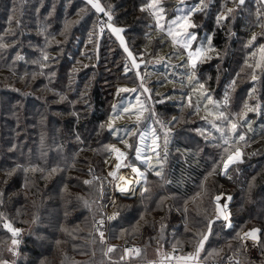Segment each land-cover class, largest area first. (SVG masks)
<instances>
[{
  "label": "trees",
  "instance_id": "1",
  "mask_svg": "<svg viewBox=\"0 0 264 264\" xmlns=\"http://www.w3.org/2000/svg\"><path fill=\"white\" fill-rule=\"evenodd\" d=\"M9 1L0 0V236L5 240L0 258H5L3 252L10 246L7 241L11 238H21L16 264H122L120 261L111 262L106 259L104 242L90 231L94 219L100 213L101 181L104 180L101 179L99 171L104 167L106 158L110 156L111 150L107 148V144H114L115 141L111 142L114 137L107 136L99 127H90L84 120H80L79 124L73 127L72 119L66 115L69 106L67 104L85 103L84 95L88 90L90 97L87 100L91 99V102H94L92 97L101 76L95 67L88 68L91 64L87 65L83 61L85 64L83 66V62L79 60L81 52L76 47L75 39L69 42L67 48L69 54L64 61L58 66L54 63L51 73L45 72L44 80L40 77L35 79L34 69L32 70L31 75L36 80L32 87L34 94L23 92L29 82L25 77L28 75L26 67L29 65L25 63L23 48L7 47L6 29L10 30L7 28L9 25L7 21L11 15ZM143 1L145 0H113L115 3L113 9L122 11L121 14L127 13L134 21L133 17L137 11L143 16L146 15L140 10ZM39 3L40 1L34 4L31 0L28 3L32 10L38 11V16L44 12L46 14L51 8V0H45L41 8ZM261 5L264 7L260 0L250 1L248 7L253 11L250 16L238 13L236 22L229 31L223 29L212 36L208 44L211 52L208 59L203 61L208 67L203 65L205 68L201 67L195 72L197 85L202 83L206 86L201 88L204 93L201 99L209 95L216 101L214 97L217 96L216 92H222L227 88L223 78V82L218 84L219 88L213 91L216 87L215 82L212 78L204 79L205 72L209 71L214 75L215 71H222L225 76L227 72L232 71L236 65L234 59L239 53L236 46L242 48L244 64L248 63L254 69L258 49L264 45V34L261 32L263 23L258 14ZM23 9L24 12L17 15L16 21L19 25L22 23L20 19L28 15L25 8ZM32 15L34 13L31 11L27 18L29 21L26 25L29 27L25 40L27 44L38 42L32 33L37 29L38 21L37 17ZM89 17V25L84 28L86 32H95V25L99 30L98 15L91 13ZM82 25L79 23L71 27V32L77 39ZM58 28L59 26L56 28L54 26L51 32L54 33ZM239 33H243L242 45L237 44L236 38ZM253 34H256V40L249 43ZM56 35L57 33L52 34V37ZM18 37L23 39L25 33H19ZM60 48L59 44H54L49 52L56 53ZM218 48L226 49L225 56L220 55L218 58L219 56L214 55L213 52ZM72 49L74 52L76 49V54ZM28 53L29 50L26 49V55ZM216 65L218 68L215 70ZM75 67L77 72L73 71ZM95 70V79L92 77V81L85 80L84 87L76 88L81 78L90 73L94 74ZM255 71L256 74L259 72ZM262 72L264 69L259 72L260 87L261 84L264 86ZM250 76L252 77L253 73ZM8 82L22 86L19 90L13 85H8ZM249 88L250 86L246 91ZM243 90L244 87L236 94H242ZM179 91L181 93L186 91V95L175 98L182 99L180 101L185 104L189 103L191 98L195 99L191 94L198 92V89L188 85L180 87ZM225 97V101L219 104L220 107H224L222 109L219 107L215 115L219 119V113L223 112L224 121L216 124L223 126L224 123H230L228 125L231 126L232 123L237 125L240 122L241 129L237 130V134L235 131L238 128L232 134L231 127L225 133L219 132L216 127L205 122L207 119L200 116L198 122L193 124V131L213 135L203 141L204 147L202 145L200 153H195L192 149L186 148L184 146L186 144L180 143L181 145L173 147L171 152L165 154L160 176L151 170L147 171L149 181L141 197L124 199L116 196V199L120 198V201L124 200L126 204L124 210L122 208L119 212V217L110 224L108 231L110 244L118 245L125 241L135 243L140 247L139 254L143 256L146 250L159 247L170 252V246L175 241L179 242L175 238L180 235V242L174 247L182 246V251L176 248L173 253L177 250L189 253L200 240L198 233L203 227L207 229L205 233L207 242L200 255L203 264L214 262L213 259L206 258L214 244L215 247L221 246L222 251L227 253L237 247L245 258L242 264H264V163L262 165L257 163L264 160L260 158L264 157V95L261 97L262 117L257 120V117L247 115L237 123L235 119L239 115L238 109L225 112L227 105L231 103V97L228 95ZM61 98H65V102H62ZM238 108L244 110L245 106L240 105ZM200 109L202 108L194 104L190 112H204ZM197 135L200 137L198 133ZM241 135L244 137L243 140H240ZM241 142H249V145L242 147V164L234 163L226 170L227 175L222 174L220 167H215L216 163L219 159L226 158L227 155L224 153L226 150L232 152L233 145ZM90 167H93L94 172L92 179ZM164 173L170 182L166 178L163 180ZM170 194L175 195L174 201L179 204L178 208L176 206L173 208L169 203L165 205L166 201L162 200V197ZM193 195L201 196L199 204L194 202L191 206L185 207L183 202L189 201ZM218 195H227L231 198L229 217L232 226L228 229L223 226L217 213L215 197ZM147 212L154 213L156 217L145 219L142 213ZM175 222L179 224L173 226ZM6 224L12 229L31 227L32 230H27L26 234L19 231L13 236L12 231L5 227ZM184 227L188 230L181 235ZM253 228L260 230L257 233V241L261 251L260 259L257 261L246 257L239 236ZM145 248L147 249L144 250ZM115 249L120 250L117 246ZM130 259L132 261L124 264L144 263V258H134L137 259L135 261L132 257Z\"/></svg>",
  "mask_w": 264,
  "mask_h": 264
},
{
  "label": "rangeland",
  "instance_id": "2",
  "mask_svg": "<svg viewBox=\"0 0 264 264\" xmlns=\"http://www.w3.org/2000/svg\"><path fill=\"white\" fill-rule=\"evenodd\" d=\"M2 1L4 2V0ZM38 1H40L39 8H41L45 3V0H31L34 4ZM227 1L228 0H158V7H149V5L152 4V0H145L140 5V10L146 14V17L141 15L140 11H137L133 17L135 18L134 21L130 19L127 13L121 14L122 11H114L113 4L115 3H113V0H96L101 8L104 9L102 12H97L91 4L87 3V0H51V8L46 14L45 12L42 14L39 12V16L38 11L30 8L28 4L30 0L9 1L10 5L8 8L11 15L9 21H7L9 23L7 28L10 29L9 31L6 29L7 37L5 40L7 42V47L14 46L15 48L19 46L20 49L23 48L25 53L23 54L25 57V63H28L30 66L26 67V74L28 75H25V77L26 79H29V82L27 83V86L25 85L23 92H31L34 94L32 92V87L34 81H36L35 79L40 77L44 80L46 75L45 72H49L50 74L54 63L58 66L60 62L64 61L67 54H69V52H67L69 42H73L75 39L77 41L76 47L81 52L79 60L82 62L85 61L87 65L91 64L88 68L95 67L96 70H98L97 73L99 72V75L101 76L95 89L94 97H92L94 102H91V99L87 100L90 97V90H88L84 95L85 103L77 104L80 109L77 105L67 104L69 106L66 113L68 118L72 119L71 126L74 127L79 124L80 120H84L86 123H89L92 128L99 127L102 131L106 132L107 136L114 137L111 142L115 141V143L110 145L118 148L124 153V156L117 161L116 154L111 151L109 158H106L104 167H101V171H99V174L102 175L101 179L104 181H101L102 193L100 196L101 198L99 199L100 213L97 214L98 217L95 219L109 214V216L112 217L111 224L112 221L119 217L121 209L123 208L124 210V205L126 204L124 200L122 202L120 201V198L116 199V196H120L117 195V193H121L119 192L121 184L119 183L120 180L118 177L121 176L122 171L131 172L133 176L138 177L137 173L133 172V168H136L144 175L142 178L138 177V189L136 194L133 192L128 195L130 197H121L124 199L141 197L144 194L149 181L147 171L151 170L154 174H156V172H160L161 174L163 164L165 163V154L169 151L171 152L175 146L181 145L180 143L183 145L186 144L184 145L186 148L192 149L195 153H200L201 149L204 147V140L208 138V136H213L212 134L204 135L201 131H197L200 135L199 137L197 133H195L196 131H193V124L198 122L197 120H199L200 116L208 120L205 121L207 124H215L219 132H227L229 127H231L228 125L230 123H224L223 126H219L216 123L219 121L223 122L224 120L221 117L217 119L218 116H215L216 112L219 110V104L225 101V96L228 95V97H231V103L229 102V105H227L226 110L224 111L233 112L238 109L239 115L235 119L236 123L247 115L257 117V120L260 118L262 108L261 97L264 95V86L261 84L262 87H260L258 80L261 71L264 69L263 44L258 49L254 69L253 67H250L248 63L244 64L243 61L245 56L242 54V48L236 46L239 53L234 59L236 65L232 71L227 72L224 76L222 71H215V74L212 75L211 72L207 71L208 68L205 70L207 72H205V78H203L206 80L212 78L213 82H215L216 87L213 91L219 88L218 84L223 82V78L224 81H226L227 88L222 92H216L217 96L214 95L216 101L212 99L206 100L209 95H205L204 98L201 99L202 94H204L201 85H204L203 88H206V86L202 83L197 85L195 77L196 69H201V67H204L203 65L208 67L203 61L208 59V55L211 51H206L202 57L197 58L194 68L188 62V51L194 52L198 47L209 49V37L212 38V36H215L223 29L229 31L235 24L238 13L242 12L244 16H250L253 12L248 7L252 0H244L243 4H240L239 0ZM260 1L264 4V0ZM6 2H8V0H6ZM23 8H25L28 15L20 19L22 23L19 25V22L16 21L17 15L24 12ZM160 9L163 11L161 12ZM192 9H195V11L192 12L189 20L194 23L195 27H191L187 30V33L193 34V38L191 39L189 48L186 50L183 47V44H173L172 38L168 35V28L169 25L173 28H177V25L172 24V22L178 16L187 15L188 11ZM230 9L231 11H229ZM31 11L34 13L32 17L36 16L38 21V27L32 33L40 43L31 42V44H27L25 41L28 37V33L26 32L29 31V27L26 26L27 22H29L27 18L31 14ZM105 12L110 13L112 17L111 21H109ZM91 13H95L98 15V18L106 20L105 33H101L96 28V25L95 32H90L91 34L86 32L84 28L89 25V15ZM258 14L261 16V21L264 25V7L262 5L260 6ZM219 16H224L226 18L218 21L217 18ZM158 18L161 25L160 29L156 27ZM130 22H132V24H130ZM79 23H82L83 25L77 39L75 34L71 32V27L74 24ZM109 23H111L113 27L123 30L120 35L125 41V46L128 48V52L124 51V47L121 46L116 34L108 27ZM54 26L55 28L59 26V28L53 33L51 32V29ZM20 30L25 33L23 39L18 37L19 33L22 34ZM261 32L264 34V27H261ZM56 33L57 35L52 37V34ZM187 33L183 34L185 39H187ZM243 39V33H239L236 38L237 44L242 45L244 41ZM54 44H59L61 47L60 50L56 53L49 52L52 50ZM72 44L74 45V43ZM26 49L29 50L27 55ZM30 50H32V52ZM74 50L75 52L73 49L72 52L76 54V49ZM129 52L131 53V56H129ZM213 53H215L214 55H216V57L219 56L218 58H220V55L221 57L225 56L226 49L224 48L223 50H220V48H218ZM45 55L48 57L47 60L44 59ZM133 62H135V67L133 66ZM82 64L83 66L85 65L84 62ZM126 68L127 71L125 70ZM216 68H218L217 65L214 69L216 70ZM33 69L35 79L31 75ZM96 70L94 71V74L90 73L81 78L77 82V86L75 85L76 88L79 86L84 87L85 80L88 82L89 80L92 81V77L95 79L94 75ZM255 70H258L260 73L258 72L256 74ZM73 71L77 72L76 67ZM41 73L43 74L41 75ZM251 73H253L252 77L250 76ZM263 75L264 72H262V76ZM239 76L240 78H238ZM253 77H255V79H253ZM70 79L71 78L69 77L68 81H70ZM73 81L74 80H72V83ZM141 84H143V87H141ZM8 85L13 84L8 82ZM188 85H190V87L194 86L198 89V92L193 93L194 96L191 94V97L195 99L190 97L191 99L189 100V103L183 104L182 101H180L182 99H177L175 96H185L186 91L182 92L184 93V95H182L179 89L182 86L188 87ZM21 86V84L13 85L14 88L19 90ZM246 86H250L247 91ZM125 87L130 91L117 92L118 88ZM243 87L244 90L242 94H236V92ZM145 88L148 89V91H145ZM133 89H135V91H132ZM61 100L62 102H65V98H61ZM194 104L197 105L198 108H202L200 110L204 112H190ZM114 105L117 106L119 115L113 112ZM240 105L245 106L244 110L238 108ZM223 107L224 106H221L220 109ZM124 108H128L130 111L125 113L123 112ZM248 108L253 110L248 111ZM66 115H64V117H66ZM110 119L113 124V130H116L115 135L113 134V131L108 128ZM91 120L92 122L94 121V123H92ZM236 128H238L236 131L230 129V132L233 134L235 131L237 134V130L241 129L240 122H238ZM154 139L156 140L155 145L153 144ZM165 139H167L166 147ZM247 144L249 145V142L236 143L232 147V152L231 150H226L224 153L227 156L231 155L237 148L242 152V147ZM107 146L109 145L107 144ZM137 147L141 150L139 156L137 154ZM144 157L149 158L148 163L144 162ZM260 158L262 159L264 157L260 156ZM94 159L98 160V158ZM225 159H219L218 163H216L215 167H220V171L223 170V161ZM241 159L242 158L240 157L238 161L231 163L229 167L232 164L234 165V163L241 165ZM220 160H222L221 164ZM117 163L120 164L119 168H116ZM257 163L262 165L264 160H262V162L257 161ZM92 168L93 167H90L89 169L91 172V179L94 173ZM110 171H115L116 176H110ZM165 174L166 173L163 174V180L165 181L166 178V180L170 182L168 177H166L167 174ZM207 177L209 176L207 175ZM122 194L127 195V193ZM174 196L175 195L170 194L162 197V200H164V202L166 201L165 205L166 203H169L172 204L173 208L174 206L178 208L179 204L174 201ZM200 197L201 196L193 195L189 201H185L183 204L185 207L191 206L194 202L199 204ZM177 201H179V199H177ZM224 204H226L225 200L222 201L221 206ZM119 205L123 206L118 207ZM143 216L147 220L156 217L152 212L142 213V217ZM218 216L221 219V215L218 214ZM176 224L179 223L175 222L172 225L174 226ZM30 229L27 227V229H21L20 232L26 234L27 230H32ZM185 230H188L187 227H184L181 235ZM90 231L95 233L94 225L90 228ZM206 232L207 229L202 227L198 233V238H200V240L203 239L207 236V234H205ZM1 237L2 236H0V253L1 247L5 245V240ZM175 239L180 242V235H177V238ZM13 240H16L17 243L13 244ZM206 240L207 239L204 240L203 246L200 248L198 254L196 253V249L199 247V241L197 242L195 249L189 253H181L182 246L174 247L179 243L175 241L174 244L170 246V252H167L160 247L158 249H151L150 251L145 248L144 250H146V252L143 253V256L138 254L134 257L132 256V259L135 261L139 258H144V263L142 264H203L200 255L207 242ZM21 241V238H11L7 241L10 246L3 252L5 258H0V264H16V258L18 256L17 249ZM116 246L118 245H113L112 251H108V248H106V259L111 262L120 261L122 264L132 261L130 259L131 257L122 251H115ZM176 248L181 249V251L177 250L176 253H173ZM235 249L234 251L227 253L222 251L221 246L215 247L214 244V248L209 250L206 258L213 259L214 262L212 264H242L243 261H245V258L240 250L236 249L235 251ZM190 256H193L194 259H183Z\"/></svg>",
  "mask_w": 264,
  "mask_h": 264
},
{
  "label": "snow or ice",
  "instance_id": "3",
  "mask_svg": "<svg viewBox=\"0 0 264 264\" xmlns=\"http://www.w3.org/2000/svg\"><path fill=\"white\" fill-rule=\"evenodd\" d=\"M243 2H244V0H239V3L240 4H243ZM87 3L88 4H91L92 7L95 8L97 12L104 11V9L101 8L100 4L97 3L96 0H87ZM149 7H158V0H152V4H150ZM160 11L162 12L163 10L160 9ZM193 11H195V9L189 10L188 13H187V15H185V16H178L172 22V24L177 25V28H173L171 25H169V28H168V35L172 38L173 44H183V47L186 50L189 48V45L191 43V39L193 38V34L192 33H187V30L189 28H191V27H195L194 23L189 20V17L192 15V12ZM229 11H231V9ZM105 15H107L109 21H111L112 17L110 15V13L105 12ZM225 18L226 17H224V16H219L217 19L219 21V20H223ZM108 27L111 29V31L113 33L116 34L117 39H119L121 46L124 47V51L125 52H128V48L125 46V41H124V39L120 35V33L123 30L122 29H119V28L113 27L111 23L108 24ZM156 27L158 29L161 28V25H160V22H159V18L157 19ZM261 27H264V25H262ZM184 33H187V39L184 38V36H183ZM255 40H256V34H253L251 36L250 40H249V43H251L252 41H255ZM209 41H211V37H209ZM262 48H264V46H262ZM210 50H211L210 48L209 49H204L202 47H198V48L195 49L194 52L188 51V58H189L188 59V62H189V64L194 68L195 67V64H196L197 58L202 57L205 54L206 51H210ZM129 56H131V53L130 52H129ZM44 59L47 60L48 57L45 55ZM133 66L134 67L136 66L135 65V62H133ZM125 70L127 71V68ZM253 79H255V77H253ZM141 87H143V84H141ZM203 87H204V85H201V88H203ZM144 90L145 91H148V89H146V88ZM128 91H130V90L128 88H126V87L125 88H118L117 89V92L118 93H120V92H128ZM132 91H135V89H133ZM208 99L211 100V97L209 96ZM247 110L248 111H252L253 109L248 108ZM129 111L130 110L128 108H124L123 109V112H125V113H128ZM113 112L115 114L119 115V112H118V109H117V106L116 105L113 106ZM219 116L221 118H224V113L223 112L219 113ZM241 118H243V117H241ZM213 127H216V125L214 124ZM236 127H237V125L235 123H232L231 124V130H235ZM108 128H109V130H112L113 131V134L114 135L116 134V130H113V124H112L111 119L109 120ZM243 139H244V137L241 135L240 136V140H243ZM153 144L154 145L156 144V140L155 139L153 140ZM166 146H167V139H165V147ZM107 147L113 153L116 154L117 161H119L124 156V153L121 152L118 148H116L114 146H111V145H109ZM140 151H141L140 148L137 147V154H138V156L140 154ZM240 157H241V152H240V149L239 148H237L235 150V152H233L231 155H228L227 158L223 161L222 174L227 175V171L226 170L228 169L229 165L231 163L235 162V161H238L240 159ZM144 162L145 163H148L149 162V158L148 157H144ZM119 167H120V164L117 163L116 164V168H119ZM133 172L137 173L138 177H141V178L144 175L142 172H140L139 169H136V168H133ZM109 175L115 177L116 176V172L115 171H110L109 172ZM156 175L159 176L160 175V172H156ZM118 179L121 180V181H125V177H123V176L118 177ZM85 183H88V181H85ZM129 183H131V181H126L125 184H124V186L120 187V191L121 192L127 191L128 190L127 184H129ZM215 199H216V201L219 202L220 201V196L215 197ZM229 199H230V197H229ZM217 213L219 215L223 216L225 220H227L228 217H229V213L227 212V205L224 204L223 206H221V204L218 203L217 204ZM109 219H112V217H109ZM5 227H8L9 230L12 231L13 236H15L20 231L19 229H12L7 224L5 225ZM259 231H260L259 229L253 228L249 232L245 233L244 235H245V237H251V239H253L255 241V240L258 239L257 233ZM100 235H101V237H103V233H101ZM205 239H207V236H205L203 239H201L199 241V247H197V249H196V253L197 254L199 253L200 248L203 246V243H204V240ZM12 243L13 244H16L17 241L16 240H13ZM108 251H112V248H109ZM126 251H128V250H126ZM136 251H138V250H136ZM183 259H194V257L193 256H190V257L183 258Z\"/></svg>",
  "mask_w": 264,
  "mask_h": 264
},
{
  "label": "built area",
  "instance_id": "4",
  "mask_svg": "<svg viewBox=\"0 0 264 264\" xmlns=\"http://www.w3.org/2000/svg\"><path fill=\"white\" fill-rule=\"evenodd\" d=\"M105 19L103 20L102 18H99L97 25L99 28V31L102 33H105ZM137 193V190L135 192V194ZM220 196V201H216L215 199V203L216 204H221L222 205V201L225 200L226 205H227V212L229 213V203H230V199L229 196L227 195H218ZM217 197V196H216ZM218 202V203H217ZM109 214L107 216L104 217H100L98 219H95L93 221V225H94V230H95V235L101 240V242H104L106 248H112L113 245L112 243L110 244L108 241V229L110 228V222L111 219H109ZM102 222V223H101ZM221 222L223 224L224 227H226L227 229L230 228L232 226V222L230 220V217H228L227 220L224 219L223 216H221ZM101 233H103V237H101ZM245 233H243L240 238V242L242 244V250L244 252V254L246 255V257L249 260L252 261H257L260 259V255H259V245H258V241L257 240H253L251 239V237H245L244 235ZM119 249L125 253L126 255L130 256V257H134L135 255H138L140 253V247L132 242H122L120 244H118ZM128 250V251H126ZM138 250V251H136Z\"/></svg>",
  "mask_w": 264,
  "mask_h": 264
},
{
  "label": "bare ground",
  "instance_id": "5",
  "mask_svg": "<svg viewBox=\"0 0 264 264\" xmlns=\"http://www.w3.org/2000/svg\"><path fill=\"white\" fill-rule=\"evenodd\" d=\"M121 176L125 177V181H121V180L119 181V183L121 184L120 185L121 187L124 186V184H125L126 181H131V183L127 184V188H128L127 191H125V192L119 191V192H121V193H127V195H130L133 192L135 193L136 190L138 189L137 183H138V179L139 178L133 176L131 172H123V171L121 173Z\"/></svg>",
  "mask_w": 264,
  "mask_h": 264
},
{
  "label": "water",
  "instance_id": "6",
  "mask_svg": "<svg viewBox=\"0 0 264 264\" xmlns=\"http://www.w3.org/2000/svg\"><path fill=\"white\" fill-rule=\"evenodd\" d=\"M117 195H120V196H125V197H130V196H128V195H125V194H122V193H117ZM132 197V196H131Z\"/></svg>",
  "mask_w": 264,
  "mask_h": 264
},
{
  "label": "crops",
  "instance_id": "7",
  "mask_svg": "<svg viewBox=\"0 0 264 264\" xmlns=\"http://www.w3.org/2000/svg\"><path fill=\"white\" fill-rule=\"evenodd\" d=\"M139 180V179H138Z\"/></svg>",
  "mask_w": 264,
  "mask_h": 264
}]
</instances>
